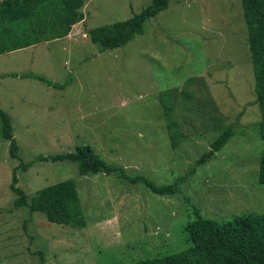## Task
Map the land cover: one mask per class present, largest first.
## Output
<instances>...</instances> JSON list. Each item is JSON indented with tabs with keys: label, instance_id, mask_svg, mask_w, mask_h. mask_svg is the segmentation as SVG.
I'll list each match as a JSON object with an SVG mask.
<instances>
[{
	"label": "rangeland",
	"instance_id": "374dc122",
	"mask_svg": "<svg viewBox=\"0 0 264 264\" xmlns=\"http://www.w3.org/2000/svg\"><path fill=\"white\" fill-rule=\"evenodd\" d=\"M150 3L84 0V18L65 36L0 54V109L10 116L20 160L32 162L16 170L18 186L30 199L73 179L86 219L82 228L64 226L14 206L10 183L20 160L10 157L0 120V264H40L41 256L43 264H128L186 249L193 208L218 221L264 213V143L240 0H169L123 46L101 50L90 40L89 29ZM30 73L63 87L21 77ZM228 127L227 143L174 195L115 174L79 175L68 160H36L89 144L129 177L170 183Z\"/></svg>",
	"mask_w": 264,
	"mask_h": 264
},
{
	"label": "trees",
	"instance_id": "16d2710c",
	"mask_svg": "<svg viewBox=\"0 0 264 264\" xmlns=\"http://www.w3.org/2000/svg\"><path fill=\"white\" fill-rule=\"evenodd\" d=\"M169 0H151V3L130 18L89 29V38L99 44L101 50L121 47L135 36L143 33L146 20L156 16L168 6ZM84 0H0V54L42 41H51L65 36L71 26L84 18L81 11ZM247 28V44L254 76L255 102L260 112L259 136L264 143V0H240ZM37 79L48 86L61 88L40 74H22L21 77ZM160 97L165 117L168 107ZM1 135L9 142V155L20 160L18 146L12 136L9 114L0 109ZM174 122L168 125L173 145L178 138L173 132ZM173 127V129H172ZM233 135V130L224 129L211 143L208 150L196 159L194 165L170 183L157 184L145 176L129 177L125 169L112 164L96 153L89 144L78 145L74 151L52 155H38V161L68 160L77 164L79 175L102 173L115 174L132 183L141 182L159 195H174L181 190L196 168L211 159ZM176 138V139H175ZM31 161H19L12 169L10 190L15 194V207H27L28 213H43L47 220L59 225L82 228L86 225L78 190L73 179H65L45 186L28 199L18 186L16 170H26ZM258 182L264 185V148L258 163ZM195 218L185 225L189 246L178 252L159 257L144 258L128 264H264V213L235 215L229 220L218 221L203 217L193 208ZM24 221V228L26 222ZM40 257V264H43Z\"/></svg>",
	"mask_w": 264,
	"mask_h": 264
}]
</instances>
